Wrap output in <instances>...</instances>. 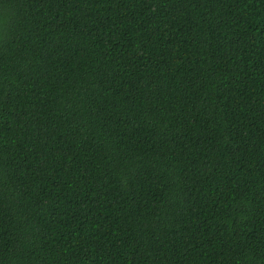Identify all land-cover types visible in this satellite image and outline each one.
<instances>
[{"label":"trees","instance_id":"obj_1","mask_svg":"<svg viewBox=\"0 0 264 264\" xmlns=\"http://www.w3.org/2000/svg\"><path fill=\"white\" fill-rule=\"evenodd\" d=\"M0 264H264V0H0Z\"/></svg>","mask_w":264,"mask_h":264}]
</instances>
